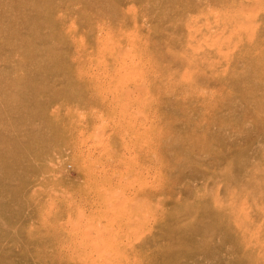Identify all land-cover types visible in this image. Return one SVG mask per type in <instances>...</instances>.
Wrapping results in <instances>:
<instances>
[{
  "label": "rangeland",
  "instance_id": "1",
  "mask_svg": "<svg viewBox=\"0 0 264 264\" xmlns=\"http://www.w3.org/2000/svg\"><path fill=\"white\" fill-rule=\"evenodd\" d=\"M0 264H264V0H0Z\"/></svg>",
  "mask_w": 264,
  "mask_h": 264
},
{
  "label": "bare ground",
  "instance_id": "2",
  "mask_svg": "<svg viewBox=\"0 0 264 264\" xmlns=\"http://www.w3.org/2000/svg\"><path fill=\"white\" fill-rule=\"evenodd\" d=\"M17 2H18V1H17ZM86 4H87V3H86ZM32 8H35V7H32ZM144 87H145V86H144ZM144 87H143V88H144ZM121 89H122V88H121ZM145 90H146V89H145Z\"/></svg>",
  "mask_w": 264,
  "mask_h": 264
}]
</instances>
